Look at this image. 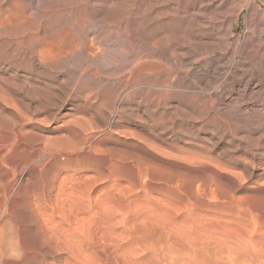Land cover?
Masks as SVG:
<instances>
[{"label":"rangeland","instance_id":"obj_1","mask_svg":"<svg viewBox=\"0 0 264 264\" xmlns=\"http://www.w3.org/2000/svg\"><path fill=\"white\" fill-rule=\"evenodd\" d=\"M5 1L0 264H264V0Z\"/></svg>","mask_w":264,"mask_h":264},{"label":"bare ground","instance_id":"obj_2","mask_svg":"<svg viewBox=\"0 0 264 264\" xmlns=\"http://www.w3.org/2000/svg\"><path fill=\"white\" fill-rule=\"evenodd\" d=\"M1 1H2L3 4H4V1H5V0H1ZM13 1H14V0H12V2H13ZM5 2H6V1H5ZM14 2H15V1H14ZM17 4H20V3H17ZM1 5H2V4L0 3V6H1ZM5 7H6V6H5ZM1 8H2V10L4 9V7H1ZM11 8H12V7H11ZM7 9H8V8H7ZM7 9H5V10H7ZM21 9H23V8H21ZM17 11H18V13H19V10H17ZM0 12H1V11H0ZM4 12H5V11H4ZM7 12H8V10H7ZM7 12H6V13H7ZM21 12H22V10H21ZM21 12H20V13H21ZM25 12H26V11H25ZM2 13H3V12H2ZM10 13H11V12H10ZM16 13H17V12H16ZM16 13H15V14H16ZM23 13H24V12H23ZM23 13H21V14H23ZM8 14H9V13H8ZM21 14H20V15H21ZM1 15H2V14H1ZM5 15H6V14H5ZM13 15H14V14H13ZM13 15H11V17H13ZM17 15H18V14H17ZM23 15H24V14H23ZM25 15H26V14H25ZM28 16H30V15L28 14ZM28 16L26 15V17H28ZM3 17H4V15H3ZM11 17H10V18H11ZM20 17H22V15L19 16V18H20ZM30 17H31V16H30ZM5 18H6V17H5ZM8 18H9V15H8ZM10 18H9V19H10ZM15 18H16V15H15ZM6 19H7V18H6ZM6 19H4V20L7 21ZM9 19H8V21L10 22V20H11L12 18H11L10 20H9ZM21 19H22V18H20V21H21ZM26 19H27V18H26ZM26 19H25V20H26ZM13 20H14V18H13ZM16 20H18V18H17ZM22 20H23V19H22ZM28 20H29V18H28ZM11 21H12V20H11ZM18 21H19V20H18ZM12 22H13V21H12ZM24 22H25V21H23V23H24ZM0 23H2V21H0ZM13 23L15 24V26H17L18 23L20 24V22H16L17 24H16L15 22H13ZM13 23H11V26H12ZM19 24H18V25H19ZM0 25H2V24H0ZM4 25H5V24L3 23V26H4ZM7 25H9V23H8ZM21 25H22V24H20V26H21ZM3 26H2V27H3ZM5 26H6V25H5ZM9 26H10V25H9ZM12 27H14V26H12ZM17 27H18V26H17ZM0 28H1V27H0ZM3 28H4V27H3ZM2 30H3V29H2ZM5 30H6V29H5ZM7 31H8V30H7ZM3 32H5V31H3ZM10 32H11V31H10ZM11 33H12V32H11ZM7 34L10 35L9 33H7ZM12 34H13V33H12ZM12 34H11V37H13ZM46 37H48V36L46 35ZM42 39H43V38H42ZM45 39H47V38H45ZM43 40H44V39H43ZM43 40H42V42L45 41V40H44V41H43ZM11 41H12V39H11ZM46 41H47V40H46ZM46 41L44 42L43 45H45ZM6 43H7V42H6ZM8 43H9V41H8ZM11 44H12V42H11ZM11 44H10V45H11ZM14 44H15V43H14ZM145 44H146V42H145ZM8 46H9V45H8ZM144 46H145V45H144ZM144 46H143V47H144ZM150 46L152 47V49H154V47L156 46V42H155L154 40H151L150 42H148V43L146 44V47H145L146 49H145V51H149ZM47 47H48V43H47ZM143 47H142V50L137 54V59H136V60H137L138 62H140V63H141V61H142L144 58L147 57V56H144L146 53L144 52ZM44 49H45V51H46V48H44ZM155 49H156V48H155ZM56 50H57V49H56ZM156 50H157V49H156ZM50 51H51V50H50ZM133 51H134V50H133ZM47 52H49V51H47ZM53 52H54V51H53ZM39 53H41V51L38 52V54H39ZM49 53H50V52H49ZM150 53H151V52H150ZM51 54H52V53H51ZM134 55H136V53L133 54V56H134ZM39 56H40V55H39ZM44 56L46 57V56H48V54H46V55H44ZM52 56H54V55L52 54ZM38 58H39V57H38ZM42 59H44V58H42ZM134 59H135V58H134ZM134 59H133V60H134ZM136 60H135V61H136ZM40 61H41V60H40ZM44 62H45V61H44ZM45 63H49V62H47V59H46V62H45ZM42 64H44L43 61H42ZM44 65H45V64H44ZM133 65H134V64H133ZM138 65H139V64H138ZM135 66H136V65H135ZM135 66H134V67H135ZM140 66H141V65H140ZM137 67H138V66H137ZM142 67H143V66H142ZM139 68H140V67H139ZM134 70H136V69H134ZM137 72H138L137 75L139 76V75H141V73L143 72V70H142V69H138ZM137 72H136V73H137ZM136 77H137V76H136ZM15 87H16V86H15ZM2 110L5 111L3 108H2ZM7 115H8V114H7ZM7 117H9V116H7ZM12 118H14V117H12ZM12 118H10V119L12 120V122H11V120H10L9 118H8V119L10 120L11 123H14V121H13ZM10 122H9V123H10ZM15 124H17V122L14 123L13 125L15 126ZM14 126H13V127H14ZM7 148H8V147H7ZM9 149H10V148H9Z\"/></svg>","mask_w":264,"mask_h":264}]
</instances>
